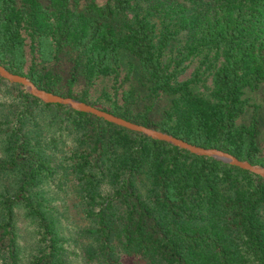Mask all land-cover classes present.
<instances>
[{
    "label": "trees",
    "instance_id": "obj_1",
    "mask_svg": "<svg viewBox=\"0 0 264 264\" xmlns=\"http://www.w3.org/2000/svg\"><path fill=\"white\" fill-rule=\"evenodd\" d=\"M0 64L264 166V0H0ZM0 97V175L17 179L0 194V264H18L17 206L37 230L28 264H58L47 180L75 194L100 264H264V178L1 77Z\"/></svg>",
    "mask_w": 264,
    "mask_h": 264
},
{
    "label": "rangeland",
    "instance_id": "obj_2",
    "mask_svg": "<svg viewBox=\"0 0 264 264\" xmlns=\"http://www.w3.org/2000/svg\"><path fill=\"white\" fill-rule=\"evenodd\" d=\"M8 81V80H7ZM9 82V81H8ZM10 84H15L11 83ZM19 89L26 92V88L16 84ZM16 92V91H14ZM9 99L0 97V115H7L9 106L6 104ZM10 113V110H9ZM261 146L264 147V129L261 135ZM2 136H0V152L3 147ZM17 185V179L11 174L0 175V194L5 191L12 192ZM44 194L42 198L48 204V214L54 221L57 243L59 244L60 260L58 264H100L88 243L86 234H83L82 227L87 223L82 216L80 207L76 205L75 194L71 192L67 184L49 181L42 184ZM15 234L17 236L18 264H28L37 248V230L32 219L20 207L15 208ZM113 257L121 262L133 263L135 258L131 256L114 254Z\"/></svg>",
    "mask_w": 264,
    "mask_h": 264
},
{
    "label": "water",
    "instance_id": "obj_3",
    "mask_svg": "<svg viewBox=\"0 0 264 264\" xmlns=\"http://www.w3.org/2000/svg\"><path fill=\"white\" fill-rule=\"evenodd\" d=\"M0 77L8 80L11 83L19 84L26 88V92L33 95L34 97L41 99L44 103L62 104L72 109L93 114L103 120H106L115 125L124 127L131 131L142 133L148 137L168 142L181 149H185L190 153L199 156L213 157L217 160L225 163L237 166L239 168L248 170L251 173L259 175L264 178V166L253 164L247 160H242L232 155L231 153L214 148V147H202L190 142H187L181 138L175 137L170 133L155 129L153 127L145 126L136 122H132L105 110H102L96 106L80 101L73 97L63 96L53 92H49L44 89L37 87L29 78L24 75L13 73L9 71L4 65L0 64Z\"/></svg>",
    "mask_w": 264,
    "mask_h": 264
}]
</instances>
